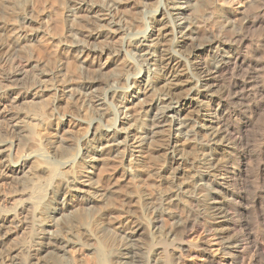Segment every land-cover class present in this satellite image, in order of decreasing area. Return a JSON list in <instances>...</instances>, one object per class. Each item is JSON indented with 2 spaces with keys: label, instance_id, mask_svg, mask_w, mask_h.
Wrapping results in <instances>:
<instances>
[{
  "label": "bare ground",
  "instance_id": "obj_1",
  "mask_svg": "<svg viewBox=\"0 0 264 264\" xmlns=\"http://www.w3.org/2000/svg\"><path fill=\"white\" fill-rule=\"evenodd\" d=\"M78 1L79 6L73 7L67 17L72 24L77 22L78 13H85V17L92 20L96 26L86 36L91 43L88 40L74 39L66 43L59 42L58 47L62 46L77 57L80 64L98 72L104 66L96 63V58L100 55L107 53L108 63L112 65H118L125 60L127 71L131 69L132 60L135 59L141 63L136 65L146 73V79H142L139 84L144 82L143 88L150 87L148 92L154 93V96L158 93L140 112L133 114L134 116L128 111L142 104V101L137 95L130 96L132 100H128L125 96L128 90L122 92L115 84L108 87V99L106 95L96 96L95 106L98 107L99 121L88 123L91 139L85 146L84 153L76 154L79 163L110 160L122 164V160L129 159L128 165H138L147 156L149 134L157 138L167 129L168 135L161 147L170 164H178L172 170L174 172L187 160L188 153L183 150V144L189 142L190 138L198 140L193 151L198 157V169L202 172L199 184L205 187L209 181L220 190L212 187L210 191L213 195L207 202L204 198L191 194L184 198L173 194L174 196L165 199L164 210L170 216L172 210L179 209L182 216L174 214L177 220L172 223V228L165 231L158 226L153 227L150 232L146 225L134 221L129 227V234L137 241L144 240L147 247L151 248L156 243L164 247L174 242L184 244L187 238L201 231L205 233L204 243L193 245L203 254L204 264H254L258 252L264 249V217L260 225L256 223L258 227H255L243 216L250 209L251 206L247 207L249 204L253 208L258 205L264 211V199L251 194L243 155L246 147L241 142L240 133L253 116L250 115L252 111L249 106L242 102L249 97L258 99L257 101L264 100V71L256 58L258 51L255 48L250 52L244 36L252 25V14L254 17L264 18V0H242L245 5L231 15L235 19L233 23L229 19L231 35L228 41H214L211 45L201 41L192 44L188 54L193 69L191 71L197 72V75L188 84H192L190 89L193 92L211 102L208 114L206 113L210 117L207 124L196 121L186 123L178 118L184 107L181 105L177 109L173 105L183 97L178 92L184 86L180 87V75L176 74L174 68L182 62L176 47L184 41L192 43L196 39L193 37V17H199L196 10L199 0H157V8L150 16L161 10L167 21L157 20L156 23L159 24L154 33L149 22L150 29L146 24L142 31L124 34L125 43L112 50L108 47L101 49L99 44L105 39L116 38L123 31L118 21L109 17L110 8L113 4H119V0H102L105 3L99 6L92 4V0ZM202 8H206L205 4H202ZM27 16L26 22H31L30 12ZM18 32L14 31L12 37L16 47L28 40L25 37L32 38V34L22 36ZM168 36L171 38L167 39ZM167 41L170 42L169 47L161 49V55L157 57L155 50L163 47V42ZM209 48L213 52L214 61L202 62L201 54ZM152 67L158 69H151ZM139 68H136L135 79L142 74ZM22 78L21 73L11 71L2 77L5 84L0 86V136H4V139L0 137V264H68L67 254L71 246H86L88 251H93L96 255L97 264H109L110 260L113 264H142L134 259L133 251L126 246H113V253L108 251V254L106 245L97 242L99 229L96 226L90 228L93 220L90 223L92 217L85 212V207H92L94 199L85 200L82 209L76 207L72 203L74 200L68 195L67 176L72 173L77 148H54L38 133L44 130L48 119L46 115L52 117V108L59 98L56 88L51 80H42L45 79V75H42L32 83V89L22 91L18 87ZM128 78L129 75L124 77L127 82ZM154 78L158 81L161 79L162 88L153 85ZM221 80L222 87L214 91ZM60 83L62 95L75 92L70 86L64 85L62 80ZM157 89H161V92H157ZM112 98L123 103L121 108L124 111L110 109L112 102L107 101ZM184 100L186 105L193 101L188 96ZM25 102L30 106L28 113L18 115L9 112ZM219 110H224V113L215 119L211 112L216 113ZM213 123L217 125L216 129L210 126ZM198 129L206 131V137L198 138ZM15 135L18 139L13 140ZM26 143L32 148L30 146L31 150L23 154L21 146ZM216 145L226 146L228 149L223 159L214 156L211 146ZM45 146H50L53 162L45 160L46 157L41 155ZM135 176L131 175L130 166L129 170L121 174L123 181L134 179ZM99 196L103 195L97 197ZM47 211L51 214L49 218L46 216ZM258 217L261 218L260 215ZM47 218L50 222L46 226L52 229L57 226L59 231L35 229V226L45 223ZM184 246L178 247L182 255L191 250L190 246ZM213 247H218L215 251L220 250L222 255L229 258V262L225 263L226 260L213 256ZM164 252L166 253L165 249Z\"/></svg>",
  "mask_w": 264,
  "mask_h": 264
},
{
  "label": "rangeland",
  "instance_id": "obj_2",
  "mask_svg": "<svg viewBox=\"0 0 264 264\" xmlns=\"http://www.w3.org/2000/svg\"><path fill=\"white\" fill-rule=\"evenodd\" d=\"M78 2V0H0V86L5 84L2 81V77L11 71L22 74L23 78L18 83V87L22 91L32 89L34 87L32 83L40 79L42 75H45V79L42 78V80H51L59 98L52 108V117L46 115L48 119L44 130L38 131V133L43 140L49 142L54 148L59 149L62 146L71 149L72 147H76L77 151H75L74 157L79 152L80 154L84 153L85 146L89 144L91 129H88V123L89 121H99L95 97L106 95V99H108L107 91L109 86L116 84L120 91L125 92L128 90L125 94L128 100H132L130 96L137 95L140 101H142V104L128 111L130 115H136L158 94L156 93L154 96V93L148 92L150 87H144V90L142 85L144 82L139 84L142 79H146V73L143 68H139L138 65L141 63L135 59L129 58L133 63L131 69L127 71L125 69V60L118 65H112L108 63L107 53L100 55L96 58V63L104 66L99 73L95 69H90L80 64L77 57L70 54L66 49H63L62 46L58 47L59 42L66 43L74 39L89 41L86 36L96 26L92 20L85 17V13H78V20L75 24L69 21L67 15L73 7L79 6L80 2L79 4ZM91 2L92 4L95 3V6L105 3L102 0H92ZM202 4H205L206 8H202ZM244 5L242 0H199V5L196 9L199 17L194 16V25L192 24L195 33L193 37L196 39L192 43L184 41L183 44L176 47L179 51L178 53L181 55L182 62L174 68L176 69V74L180 75L179 79L182 84H180V87L184 86L179 92L177 91L183 97L177 102L175 100L174 102L176 103L173 105L177 106V109L181 105L184 107V110L179 112L178 118L186 121V123H194L196 121L199 124H207V121L210 119V117H207L208 109L211 106V102L193 92L190 89L192 84H188L197 75V72L191 71L193 69L188 54L192 44H198L201 41L206 45H211L214 41H228L231 35L228 22L231 21L233 23V20H235L232 19L231 15L234 12L240 11ZM156 8L157 0H119V4H113L110 8L109 17L118 21L123 31L114 39L103 40L99 44V47L101 49L108 47L110 50L119 48L123 42L125 43V40H123L124 34L142 31L146 24L150 29L148 26L149 22L150 26L152 25L151 31L154 33L159 24L156 23L157 20L167 21L166 17L162 15L163 11L161 10L158 14H155L156 16H150V14L153 15L152 12ZM28 12H30L32 17L31 22H26L25 20L28 17ZM252 16L250 14V21L252 22L253 20L252 25L247 30L248 32H245L244 36L250 47V52L257 48L258 54L256 58L257 60L259 59L258 62L261 63L260 68L264 71V18L257 16L255 18L253 14ZM14 31H19L18 33L22 34V36L32 34V38L25 37L24 39L28 40H24L16 47L12 39ZM42 31L44 34H40ZM167 32L170 31L168 30ZM34 34L36 35L34 36ZM169 38L171 37L168 36L167 39ZM163 43V47L155 50L157 57H160L161 53L159 51L161 49L169 47V41ZM212 53V50L209 48L201 54L200 60L211 63L214 61ZM136 68L137 70L139 68L142 74L135 79ZM151 69L158 68L152 67ZM127 75H129L128 82L124 79ZM156 79L152 80L155 81L153 85L157 88H162L163 82L160 81L161 79L159 81ZM61 80L64 82V85L70 86L75 92L70 95H62L59 89ZM222 85L223 81H218L214 91L218 90ZM157 90L159 92L161 89ZM187 96L188 99L191 98L193 101L186 105L184 98ZM257 100L249 97V99L247 98L242 102L249 106V109L252 111L250 115H253V118L251 117V120L246 122V127L240 133V138L246 147L243 155L246 160L245 168L248 175L247 180H249L247 182L251 185V194L253 196L257 195L263 200L264 100ZM109 101L113 104V106L110 104V109L114 111L123 110L121 108L123 106L121 101L116 98L109 99L107 102L109 103ZM29 110L30 106L25 102L20 103L9 112L19 115L28 113ZM109 113H112V111L109 110ZM211 113L215 119H218L223 115L224 110H219L216 113L212 111ZM78 121L82 123H78ZM101 122L103 123V121ZM210 126L215 129L217 127L215 123ZM3 127L2 125L1 128ZM120 127L118 126V128ZM167 135V129L161 132L157 138L149 134L150 145L148 146L147 156L138 165H128L129 159L127 157V160H122V164H117L115 161L110 160H103L100 163H90L88 161L79 163L80 160L76 157V161L74 160L75 163L72 166V173L67 176L68 195L74 200L72 203L82 209H84L83 203L85 200L89 198L94 199L92 207H85L87 208L85 212L89 214V217H92H90L89 222L91 223L93 220L90 228L93 229L96 226L99 229L98 234L100 236L97 234L99 238L96 237L98 239L97 242L106 245L104 246L107 253L108 251L111 253L114 247L123 245L132 250L134 259L142 264H204L203 254L195 247L196 244L201 245L205 241V233L201 231L187 238L184 244L174 242L164 247V245L156 243L151 248L147 247L144 240L137 241L135 237H131L129 234V227L132 225L131 222L134 221L146 225L150 232L153 231V227L158 228V226L164 230L172 228V223L177 220L175 216L180 215L181 211L175 209L172 210L173 212L171 211V217L167 215L164 210V203L168 197L176 194L184 198V196L191 194L195 197H202L207 202L213 195L210 191L212 187L217 189V187L211 185L207 180L209 183L205 182L208 187L200 186L199 184V176L202 172L198 169V157L195 156L193 151L196 149V141L198 140L195 141L190 138L189 142L183 144V150L188 153L187 160L182 162V165H179V170H175L176 172L172 171L175 167L177 168L178 164H170L166 152L161 147ZM204 135H206V131L199 130L198 138L206 137ZM15 136L13 140L15 138L18 139ZM7 137L10 138V136ZM1 138L4 139V136ZM25 145L21 146L23 148L21 149V153L23 154L32 148L31 145L30 148L29 144ZM211 148L213 149L214 156L218 159H223L228 152L226 146L222 145L211 146ZM43 149V153L41 152V155L44 156L43 158L46 157L45 160L53 162L54 158L51 157L50 146H45ZM129 166L131 175L135 174L136 176L134 179L123 181L121 174L129 170ZM173 173L174 175H172ZM5 188L8 191L7 187ZM112 191L114 192L110 193ZM98 195L103 196L97 197ZM252 195L251 197H253ZM250 206L252 207L251 204L247 205L248 208ZM251 207L250 209L252 210L248 209L250 211L248 212L247 210L246 215L243 217L244 219L247 218L250 224L258 227L261 219L264 217V211L258 205L254 208ZM46 216L49 218L51 214L47 211ZM48 218L45 223L35 226V229L59 231L57 226H54L53 229L46 226L50 222ZM256 223H259L258 226ZM127 239H131L132 241H128ZM88 244L90 245V243ZM183 245L190 246L191 250L188 254L182 255L180 253L178 247ZM217 248L213 247V256L226 260L225 263L229 262V258L222 255L220 250L215 251ZM87 249L86 246H71L67 254L68 264H97L96 255L93 251H88ZM261 251L258 252L256 263L254 262V264H264V249ZM110 259H112V255ZM166 260L167 262H165ZM109 264H113L112 260H110Z\"/></svg>",
  "mask_w": 264,
  "mask_h": 264
}]
</instances>
